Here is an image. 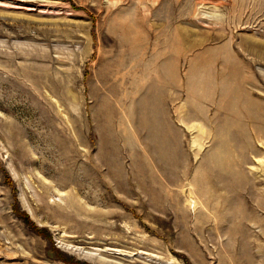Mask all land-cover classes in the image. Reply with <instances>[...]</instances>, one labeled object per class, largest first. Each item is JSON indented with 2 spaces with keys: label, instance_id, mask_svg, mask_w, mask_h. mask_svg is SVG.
Listing matches in <instances>:
<instances>
[{
  "label": "rangeland",
  "instance_id": "374dc122",
  "mask_svg": "<svg viewBox=\"0 0 264 264\" xmlns=\"http://www.w3.org/2000/svg\"><path fill=\"white\" fill-rule=\"evenodd\" d=\"M0 264H264V0H0Z\"/></svg>",
  "mask_w": 264,
  "mask_h": 264
},
{
  "label": "bare ground",
  "instance_id": "6f19581e",
  "mask_svg": "<svg viewBox=\"0 0 264 264\" xmlns=\"http://www.w3.org/2000/svg\"><path fill=\"white\" fill-rule=\"evenodd\" d=\"M226 220H227V218H226ZM220 221H221V220H220ZM77 250H79L80 252H82L81 249H77ZM82 253H84V251H83ZM87 255H89V254H87Z\"/></svg>",
  "mask_w": 264,
  "mask_h": 264
}]
</instances>
